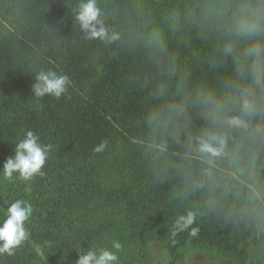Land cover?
Here are the masks:
<instances>
[{
  "label": "trees",
  "instance_id": "1",
  "mask_svg": "<svg viewBox=\"0 0 264 264\" xmlns=\"http://www.w3.org/2000/svg\"><path fill=\"white\" fill-rule=\"evenodd\" d=\"M80 3L0 0V169L28 130L53 146L30 181L0 175V219L16 199L34 209L0 264H75L113 239L119 264H153L144 251L157 241L175 259L205 246L264 264V108L246 129L212 120L217 101L240 114L249 41L237 28L258 23L264 39V0H96L114 41L87 37ZM48 70L70 79L60 98L32 94ZM208 129L228 136L211 160L197 151ZM188 212L197 235L173 236Z\"/></svg>",
  "mask_w": 264,
  "mask_h": 264
},
{
  "label": "clouds",
  "instance_id": "2",
  "mask_svg": "<svg viewBox=\"0 0 264 264\" xmlns=\"http://www.w3.org/2000/svg\"><path fill=\"white\" fill-rule=\"evenodd\" d=\"M100 15L96 0H81L76 21L89 39H118L114 33L109 35ZM237 33L249 41L243 51L237 54L240 65L246 69L240 73L246 82L236 91L240 101V114H226L228 100L217 101L213 105L212 120L229 129H246L249 126L248 118L264 108V39L259 38L262 30L258 23H242L238 26ZM225 51L233 54V46H228ZM69 85L70 79L67 75L53 70L40 71L32 84V94L38 98L46 95L60 98L68 91ZM227 143L226 133L208 129L197 137V151L211 160L224 154ZM52 147L51 144H42L40 137L32 130L26 131L24 137L15 143L14 155L5 161L0 175L12 180L14 175L18 174L20 179L30 181L34 176L41 174ZM105 147L106 142L102 141L94 148V152L101 153ZM33 212L32 205L24 199H16L7 206L3 219H0V255L12 256L27 240L29 232L26 223ZM194 222L195 218L191 212L179 215L175 220L172 235L190 229L189 234L196 236L199 229L193 227ZM121 248L120 241L113 239L110 247L83 249L78 251L79 258L75 264H119Z\"/></svg>",
  "mask_w": 264,
  "mask_h": 264
},
{
  "label": "rangeland",
  "instance_id": "3",
  "mask_svg": "<svg viewBox=\"0 0 264 264\" xmlns=\"http://www.w3.org/2000/svg\"><path fill=\"white\" fill-rule=\"evenodd\" d=\"M153 264H246V260L234 259L223 248L186 247L180 250L184 259L172 257L166 242H152L144 251Z\"/></svg>",
  "mask_w": 264,
  "mask_h": 264
}]
</instances>
